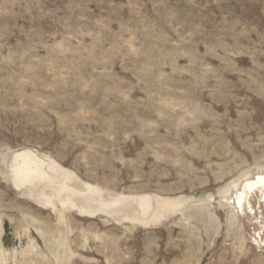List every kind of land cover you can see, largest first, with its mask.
<instances>
[{
	"label": "rangeland",
	"instance_id": "374dc122",
	"mask_svg": "<svg viewBox=\"0 0 264 264\" xmlns=\"http://www.w3.org/2000/svg\"><path fill=\"white\" fill-rule=\"evenodd\" d=\"M261 174L264 0H0V264H264Z\"/></svg>",
	"mask_w": 264,
	"mask_h": 264
},
{
	"label": "bare ground",
	"instance_id": "6f19581e",
	"mask_svg": "<svg viewBox=\"0 0 264 264\" xmlns=\"http://www.w3.org/2000/svg\"><path fill=\"white\" fill-rule=\"evenodd\" d=\"M15 160L21 162L23 165L27 166L28 157H20L17 156ZM26 173L30 172V169L27 168L25 170ZM229 191H233L234 195L230 199L232 200V204L234 208L237 210V212L244 213L247 209L249 211V214L253 212V207L250 202V196L249 193L251 192H261V199L259 200V203L264 202V174L257 175L255 179L253 180H243L241 183L239 182H233L229 186V189L227 190V193ZM142 207L144 209L147 208V204L144 202L142 203Z\"/></svg>",
	"mask_w": 264,
	"mask_h": 264
}]
</instances>
